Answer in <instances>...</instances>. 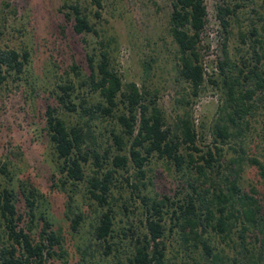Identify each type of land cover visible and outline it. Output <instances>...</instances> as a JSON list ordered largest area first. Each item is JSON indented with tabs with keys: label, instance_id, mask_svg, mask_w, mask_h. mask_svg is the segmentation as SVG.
<instances>
[{
	"label": "trees",
	"instance_id": "1",
	"mask_svg": "<svg viewBox=\"0 0 264 264\" xmlns=\"http://www.w3.org/2000/svg\"><path fill=\"white\" fill-rule=\"evenodd\" d=\"M87 1L95 7L92 13L77 2L62 3L61 8L75 34L96 37V51L93 47L84 55L86 73L70 66L74 77L56 84L57 105L47 104L43 112V130L60 174L58 185L67 192L61 217L70 231L77 232L85 222L83 212L73 204L78 182L86 183L93 201L94 217L88 224L91 242L78 250L90 257L98 250L103 257L111 254L112 264H169V246L174 251L172 259L181 252V264H264V202L260 203L253 188L246 192L239 188L240 162L246 157L240 145L231 147L258 110L264 116V37L251 23L236 33L241 44L235 49L236 57L226 50L231 24L250 0H227L215 6L221 57L206 81L218 90L219 102L208 129L213 145L203 151L196 145L201 130L198 134L194 129L187 109L167 125L154 101L156 90L149 96L148 87L122 81L109 55L115 37L90 19L92 15L103 21L101 0ZM259 1L264 7V0ZM205 23L204 0H170L167 31L177 52L176 73L194 96L205 80L198 52ZM27 61L25 48L0 47V84L20 79ZM153 61L144 63L145 75ZM178 102L188 103L183 97ZM67 116L69 122L64 119ZM260 136L264 140V119ZM223 144L235 156L226 163L229 170L221 172ZM151 157L177 171L194 173L202 185L187 177L182 197L140 195L144 166ZM246 160L264 180V160ZM0 174L5 178L0 188V264H48L49 260V264H98L86 256L68 262L60 227H53L42 194L26 181L12 186L4 166ZM123 185L138 199L140 209L129 210L124 199L120 206L125 225L114 228V193ZM17 193L22 213L15 206ZM209 235L226 245L230 255L215 251Z\"/></svg>",
	"mask_w": 264,
	"mask_h": 264
},
{
	"label": "rangeland",
	"instance_id": "2",
	"mask_svg": "<svg viewBox=\"0 0 264 264\" xmlns=\"http://www.w3.org/2000/svg\"><path fill=\"white\" fill-rule=\"evenodd\" d=\"M224 1L227 0H204L206 23L200 34L198 52L205 71V80L195 96L191 93V87L178 79L176 73L177 52L167 31L170 0H101L100 14L103 21L98 22L90 16L91 21L96 24L95 27L105 29L115 37L109 55L122 81H134L139 88L142 85L148 87L149 96L156 90L154 101L161 109L167 125H172L176 115L187 109L194 129L198 134L201 130L196 141L201 151L213 145L208 129L215 117L219 92L206 80L209 74L216 72V60L221 57L222 34L215 18V6ZM73 2L79 3L85 10L91 11L90 13L95 8L87 0H0V47L6 45L16 50L25 48L28 51V61L20 79H8L0 84V167L4 166L10 172L12 186L26 181L42 194L53 227H60L63 236L61 244L66 249L67 261L70 263L86 256L78 248L82 250V247L91 242L88 224L94 217L93 201L86 192V183L78 182L73 204L83 212L85 222L77 232L70 231L61 217L67 192L58 185L60 174L43 130V112L45 105H57L56 84L67 76L74 77L70 66L76 65L78 70L86 73L84 55L93 47L96 51V37L92 33L75 34L71 21L63 16L62 3ZM238 16V21L231 24L226 40L228 55L234 58L235 49L241 47L236 37L237 31H245L252 23L264 37V7L259 0H250L240 9ZM150 58L154 61L150 62L145 75L143 65ZM181 97L188 103H179ZM66 118L64 119L69 122V117ZM263 119L264 116L258 110L250 118L248 128L243 131L240 141L234 139L235 143L231 147L240 145L246 158L264 160V140L260 136ZM221 149L224 159L222 165L225 168H219V171L223 172L229 170L226 163L235 154L227 144H223ZM180 151L186 152L183 147H180ZM246 158L240 162L237 183L242 191L246 192L250 188L256 190V197L263 203L264 180ZM144 169L145 185L139 186L140 195L179 198L187 188L185 179L190 177L195 182L197 179L194 173L177 171L156 157H151ZM130 172L128 170L127 174ZM120 173L125 174L122 171ZM212 174L214 175L213 172ZM197 183L202 185V179L198 178ZM3 185L5 178L0 174V188ZM114 195L112 208L116 213L113 227L117 228L125 225L120 206L124 199L129 204V210L134 213L140 206L138 199L130 195L125 185ZM16 198V209L22 213V198L18 193ZM24 220L23 216L20 224ZM209 236L215 251L230 255L226 245L214 235ZM3 237L1 233V239ZM170 241H173V237ZM171 249L169 246L168 263L181 264V252L172 259L174 251ZM123 255L121 252V257ZM86 257L90 262L96 261L98 264L113 262L111 254L103 257L99 250L92 252V257Z\"/></svg>",
	"mask_w": 264,
	"mask_h": 264
}]
</instances>
